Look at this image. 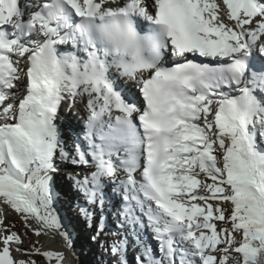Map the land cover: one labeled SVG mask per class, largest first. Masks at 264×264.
I'll use <instances>...</instances> for the list:
<instances>
[{
	"label": "snow or ice",
	"instance_id": "snow-or-ice-1",
	"mask_svg": "<svg viewBox=\"0 0 264 264\" xmlns=\"http://www.w3.org/2000/svg\"><path fill=\"white\" fill-rule=\"evenodd\" d=\"M77 97L84 127L62 139ZM0 121V204L24 236L68 241L58 159L90 169L69 179L101 213L121 196L117 264L130 243L137 264H264V0H0ZM13 228L0 215V264H65Z\"/></svg>",
	"mask_w": 264,
	"mask_h": 264
},
{
	"label": "bare ground",
	"instance_id": "bare-ground-1",
	"mask_svg": "<svg viewBox=\"0 0 264 264\" xmlns=\"http://www.w3.org/2000/svg\"><path fill=\"white\" fill-rule=\"evenodd\" d=\"M121 2H122V0H121ZM15 91H17V95H21V94H23L24 89L21 86H17V89ZM86 99L87 98L85 97L82 99V101H85ZM68 105H70V103L65 102V103H62L60 105V107L63 108V106H64V109H65L66 107H68ZM75 110H77V109L75 108ZM73 115H74V113L71 112V115H69V117L72 119ZM65 120L66 119L62 116L58 117L55 119V124L57 125V128L60 131L61 138L67 140V139H69L70 136H74L76 132H78L80 129H82V126H79L77 123L76 128H71L72 127L71 124L70 123L65 124ZM69 143H71L70 140H69ZM258 147L264 149V142H259ZM57 165L62 168V166H61L62 164H60V162H57ZM68 168H69V171H74V170H80L83 167H68ZM62 169L64 171V169H66V167H64ZM49 175L51 176L50 187H51L52 201H54V203L57 205V208L61 205L60 201L62 198H65L67 200V203H68L65 206L61 205L58 208L59 213H60L59 216H60L62 224L64 225L67 232H71L73 234H81V235L86 234V232L91 229V227H89V226L92 225L91 221H93V219L97 220L96 221V231H98L100 228L99 224H98V220H99L100 216L103 215V218L105 221V226H104V229L102 231H100L101 236L105 235V236L110 237V239L115 240L118 238L115 235L118 228L120 230L121 235L123 234V228L121 227V224L120 225L118 224L119 222L123 221V218L121 216L119 220L117 219V210H118V212H120V204H119L118 200H116L114 202L113 198H111V196L109 195V198L105 203L104 211H103V213H101L100 207L98 205H91L87 201L86 197H84L82 192H81V194H82L83 200L81 201L80 199H78V201H80V202H77V203L74 202L73 192L75 190H73V189H75L76 187H75L73 181L70 180L71 181L70 184L72 186V188H71L70 185L67 183V181H65L64 179H61V178H57L54 173L51 172ZM63 175L67 177V176H69V173L68 172L63 173ZM70 197H71V200H70ZM79 198H80V196H79ZM81 203H87L89 205L88 210H90V212L92 213L91 219H89V218H88V220L84 219L85 217L83 215L81 216V214L79 213V211L77 209L78 207H76L75 205L77 204V206H81ZM75 212H76V215H75ZM77 216L82 220H80ZM91 235H90V237H91ZM129 235H132V233L129 232ZM91 239L93 240L92 237H91ZM106 245H107V243H103L102 247L104 248ZM87 247H88V249H87L88 252H92L94 249V246L92 244H88ZM77 251H79V249ZM102 251H103V249H102ZM138 253H139V249L137 247H134L130 243L128 248H127V252H126V258H127L128 264H132L133 262H134L133 264H137L136 257L138 255ZM104 254L105 253H102V255H104ZM103 257H105L104 260H106L107 257L110 258L109 254L107 255V257H106V255ZM81 259L84 260L85 258H81ZM88 259H90V258H87V260ZM65 262H67L66 259H65Z\"/></svg>",
	"mask_w": 264,
	"mask_h": 264
},
{
	"label": "rangeland",
	"instance_id": "rangeland-1",
	"mask_svg": "<svg viewBox=\"0 0 264 264\" xmlns=\"http://www.w3.org/2000/svg\"><path fill=\"white\" fill-rule=\"evenodd\" d=\"M17 86H21L24 89V84H18ZM0 122H2V121H0ZM57 162H60V161L58 159L56 161L57 171H54L52 173H54L57 178H61V179H64L65 181H67V183L72 188V186L70 184V182L72 180L69 179V176H67V177L64 176L63 173L68 172V173H72V174L73 173L74 174H77L76 171L75 170L74 171H69V168H68L69 166L61 165L62 168L66 167V169H64V171H63V169L60 166L57 165ZM73 190H75L74 191V196H75L74 197V202L75 203L80 202V201H78V199H80L82 201L83 200L82 199V194L79 195L80 196V198H79V196L77 197L76 194H75L77 189H73ZM63 199L66 200L65 198H62L61 201H60V204L62 206H65L68 203H67V200L64 202ZM70 200H71V197H70ZM52 202H53L52 203V207L55 209L56 213L59 215L60 213H59L58 208L61 205L60 206L58 205L59 207L57 208V205L54 203V201H52ZM86 204L87 203H82L81 206H77V204L75 205L76 207H78L77 209H78L79 213L81 214V216L83 215L81 213V211H80L81 207L82 208H86L87 207V209H89V205H86ZM223 206L225 208H229L230 207L228 204H224ZM0 215H2L4 217V223L7 224V225H8L7 220H9V219L18 221L20 223L21 226H20L19 229H20L21 232H19V233L22 235V238H23V247L25 249H29L30 250L31 245L34 242H37L38 241L37 246L42 247L43 249H55V250H58V251L63 252L64 255H65V257H66V259H68L69 261H71L72 264H77L78 263V259L83 260L81 258H90V259H93L95 257H96L95 258L96 259V263L95 264H117V258L110 251V248H111V244H112L113 239H110V237L105 236V235L101 236V234H100V231H101L100 228H99L98 231H96V221H97L96 219H93V221H91V224L92 225L89 226V227H91V229L89 231H87L86 234L81 235V234H73L71 232H67L68 233V241H66L64 239V237H62L59 233H57L55 235H41V236H36L32 232L29 231L28 232L29 236H24L23 234L25 233L26 229H25V225L23 223L22 217L18 213H16L9 206L0 204ZM75 215H76V212H75ZM84 219H87L88 220L87 217H85ZM80 220H82V219H80ZM33 224H35V221H33ZM217 226L218 227H223V225L222 224H219V223H218ZM64 230L66 231L65 227H64ZM90 235L93 238V240L91 239ZM73 237L80 238L82 244L79 243L78 245H73V242L71 240ZM69 241H70V243H69ZM103 243H107V245H106L107 247L105 246L103 248L102 247ZM88 244H92L94 246V249H93L92 252H88L87 251V249H88L87 245ZM77 248L79 249V251H77L78 250ZM102 249H103V251H102ZM67 253L71 255V259L72 260L67 256ZM102 253H105V254L102 255ZM108 254H109L110 258L107 257ZM13 255L16 258H18V259H27L26 258V255H22L21 253H18L15 250H13ZM33 255L35 257H38L39 256V255H35V254H33ZM105 255L107 257L106 260H104L105 257H103ZM39 262H40L39 264H47V261L45 260L44 257H42L41 261H39Z\"/></svg>",
	"mask_w": 264,
	"mask_h": 264
},
{
	"label": "trees",
	"instance_id": "trees-1",
	"mask_svg": "<svg viewBox=\"0 0 264 264\" xmlns=\"http://www.w3.org/2000/svg\"><path fill=\"white\" fill-rule=\"evenodd\" d=\"M60 164H62V163L60 162ZM62 165H64V164H62ZM63 201L65 202L66 200L63 199ZM7 222H8V226H10V227L12 225H14V228L12 230L16 231L17 233L21 232L20 229H19L21 225H20V223L18 221L9 219ZM27 236H29V234H27ZM71 240L73 242V245H78L80 243V241H81V239L80 238L78 239V237L77 238L73 237ZM38 257H35L34 255H32L31 259H33L36 262V264H38V262L41 261L42 256H38ZM26 258L28 259L29 257L26 256ZM95 263H96V259L95 258L88 259V260H87V258H85L84 260H80L79 259L77 264H95Z\"/></svg>",
	"mask_w": 264,
	"mask_h": 264
},
{
	"label": "water",
	"instance_id": "water-1",
	"mask_svg": "<svg viewBox=\"0 0 264 264\" xmlns=\"http://www.w3.org/2000/svg\"><path fill=\"white\" fill-rule=\"evenodd\" d=\"M69 256H70V254H69ZM64 257H65V255H64ZM65 259H66V257H65ZM66 261H67V259H66ZM65 264H72V263H71V261H67V262H65Z\"/></svg>",
	"mask_w": 264,
	"mask_h": 264
}]
</instances>
